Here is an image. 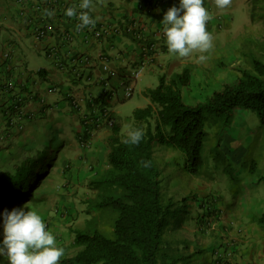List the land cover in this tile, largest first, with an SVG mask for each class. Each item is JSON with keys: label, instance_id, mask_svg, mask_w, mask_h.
<instances>
[{"label": "crops", "instance_id": "0c3cea01", "mask_svg": "<svg viewBox=\"0 0 264 264\" xmlns=\"http://www.w3.org/2000/svg\"><path fill=\"white\" fill-rule=\"evenodd\" d=\"M21 1L19 4L15 1L10 4L0 2L4 8V12L0 14L1 18L4 17L0 20V129L4 135L3 141L0 139V150H9L15 146L44 149L52 139H62L61 144L50 146H60L61 149L56 154L57 163L53 165V176L45 180V184L49 185L35 194L39 204L35 212L43 220L46 218L49 224L47 230L55 236L57 246H66L65 243L73 240V230L83 228L79 224L81 221L85 224L91 216L85 198L93 192L87 184L102 172L107 163L104 139H107L109 129L97 134L89 149H82L77 141L78 132L83 126V114L93 108L97 100L96 94L102 91L103 79L109 80L113 85L132 81L127 86L132 89L133 95L134 85L145 69L159 77L179 72L184 66L190 67L192 71L194 57L198 54L178 58L168 53L161 21L167 5L179 0H164L151 13H145L138 8L139 0H92V7L87 11L96 25L104 24L110 29L132 24L141 26L136 27L140 32L139 36L114 31L100 38L94 37L87 28L76 31L78 21L73 23L66 18L64 13L67 8L75 7L77 12L81 11L78 7L80 0ZM245 1L242 0L244 3ZM205 8L212 17L207 29L214 36V28H218V34L224 27L225 18H232L230 9H217L213 0H206ZM48 12L53 15H47ZM218 17L222 18V23ZM6 21L11 24L5 23ZM38 27L45 28L44 38H35L34 32ZM225 37L229 38L228 33ZM25 38H28L26 43L23 40ZM144 46L147 49L142 50ZM31 47L33 50L28 51ZM30 52L37 56L42 54L50 62V67H31V60L26 58ZM214 54L211 50L205 55L211 61ZM209 59L198 65L207 67ZM143 60L145 66L142 73L137 80L132 79L134 71ZM41 68L45 71L38 73ZM59 72L68 74L60 82L62 89L56 87L58 84L55 74ZM50 86L55 87L53 92H48ZM149 88L152 87H147L146 90ZM19 95L24 99L21 105L23 113L32 117L24 122L22 129H9V117L14 115L9 106L14 105ZM73 98L80 99V111L73 106ZM74 115V129L71 132H62L60 121H68L69 116L72 119ZM69 146L72 148L65 150ZM53 208L64 213L52 214ZM50 218L53 219L50 221ZM0 260L7 262L6 257Z\"/></svg>", "mask_w": 264, "mask_h": 264}, {"label": "trees", "instance_id": "16d2710c", "mask_svg": "<svg viewBox=\"0 0 264 264\" xmlns=\"http://www.w3.org/2000/svg\"><path fill=\"white\" fill-rule=\"evenodd\" d=\"M4 1L10 4V0ZM13 1L16 4L22 2ZM253 1L262 10L260 17L264 18V0ZM66 18L73 23L78 21ZM103 26L95 24L93 29L99 30ZM87 31L94 36L88 28ZM100 37L105 34L97 38ZM254 46L256 50L242 53L247 66L236 68L237 72L222 81L221 87L199 102L190 103L183 97V89L191 83L190 67L185 66L169 76L161 75L158 84L144 93L149 103L133 112L131 129L143 131V139L138 145L122 143L126 135L121 134L120 123L112 116V121L106 124L109 129L105 140L107 163L87 184L93 192L85 198L91 216L83 228L74 230L69 244L70 248H77L74 254L68 255V248L59 246L65 250L60 264H199L191 261V254L165 250V234L170 227H178V219L186 213L190 198L184 196L177 203L172 198H165L162 170L154 152L157 147L178 151L183 171L198 176L209 120L214 124L221 118L228 122L232 112L240 108L256 112L264 125V38ZM43 71L41 68L38 73ZM123 85L127 86V82ZM97 100L99 107L104 106V100ZM85 114L82 127L91 129L93 126L87 123L91 112ZM54 160L55 156L48 157L45 152L28 155L11 170L0 173L1 224L5 211L11 212L33 199L32 193L46 180ZM141 161H150L151 166L144 167ZM192 197L191 201H195V195ZM202 202L206 206L205 200ZM56 212L62 214L59 210ZM211 213L207 206L201 216L204 219ZM103 217L111 218L110 235L98 227ZM257 220L264 229V211Z\"/></svg>", "mask_w": 264, "mask_h": 264}, {"label": "rangeland", "instance_id": "374dc122", "mask_svg": "<svg viewBox=\"0 0 264 264\" xmlns=\"http://www.w3.org/2000/svg\"><path fill=\"white\" fill-rule=\"evenodd\" d=\"M2 1L4 0H0ZM11 1L13 0L9 2ZM232 3L227 8L230 9L232 18H225L224 27L218 34V28H214L212 50L215 57L211 61L208 58L207 67L197 63L193 65L191 83L188 88L183 89V97L190 103L206 99L221 87L223 80L237 72L236 68L246 67L242 53L256 50L254 45L264 38V18L260 17L262 10L256 7L254 1L246 0L244 3L242 0H232ZM3 12V4H0V14ZM227 33L229 38L225 37ZM23 40L26 43L28 38ZM27 50L31 51L33 48ZM31 53L26 55L31 60V67H50V62L42 54L37 56ZM55 75L58 84L56 87L62 89L60 82L68 74L59 72ZM158 80V74L145 69L134 85L131 97L124 98V86L114 82L117 94L111 99H107L104 87L101 93L96 94V99L100 102L106 101L104 106L120 123L122 135H127L132 128L134 110L149 103L144 95L146 88L155 87ZM131 82L127 80V84ZM110 84L112 87L111 82ZM60 124L62 132H71L76 124L75 115L72 119L69 116L68 121L61 120ZM104 128L105 125H102L94 132L92 141L97 134L108 130ZM205 131L207 136L198 176L183 171L178 151L165 147L155 149L154 158L162 170V192L165 198H172L176 203L184 196L190 198L186 213L178 219V227H170L165 234V250L191 254V261L199 264H264V229L257 220L264 211V125L256 112L237 108L228 122H224L223 118L215 124L209 120ZM0 139H4L2 130ZM61 140L52 139L44 149L15 146L9 150H0V173L11 170L25 156L45 152L48 157L55 156L47 176L51 178L54 174L53 165L57 163L56 154L61 149L60 146H54L61 144ZM51 145L54 146L50 147ZM71 148L69 146L65 150ZM45 183L46 181L42 182L32 193L33 199H36L35 194L41 188L49 185ZM192 195H195V201H191ZM33 199L16 209L36 211L39 204ZM203 200L207 203L206 206ZM207 206L212 213L203 219L201 214L205 213ZM53 209L52 214H55L56 208ZM182 218L183 222L179 223ZM110 222V217H103L98 222V227L108 235L111 234ZM79 226L83 227L84 223L81 221ZM0 236L3 237V224H0ZM70 243H65L68 255L77 251V248L69 247ZM2 257L5 256H0ZM6 263L5 260H0V264Z\"/></svg>", "mask_w": 264, "mask_h": 264}, {"label": "clouds", "instance_id": "9594fccd", "mask_svg": "<svg viewBox=\"0 0 264 264\" xmlns=\"http://www.w3.org/2000/svg\"><path fill=\"white\" fill-rule=\"evenodd\" d=\"M140 2L144 3V8L139 6ZM153 2L155 4L153 8H148L147 5ZM162 2H164V0H139L138 8L142 9L145 13H151L154 12ZM213 2L217 9L223 10L231 5L232 0H213ZM169 6L173 7L169 8ZM205 6L206 0H179V2L167 5V11L161 23L164 26L162 34L169 54L178 58H188L194 54H198L194 57V62L197 64H202L209 58L205 54L210 52L213 48V37L207 29V24L210 23L212 17ZM78 7L81 11L77 12V8L70 7L67 8L64 13L70 19H78L79 23L76 24L75 30L79 32L85 28L94 27L95 20L87 11L92 7V0H80ZM47 15L52 16L53 13L48 12ZM218 19L220 20V17H218ZM130 26L134 25L132 24ZM136 27L141 28L139 24L135 26V28ZM122 33L126 32L122 31ZM121 83L124 84V82ZM111 98L107 95V99ZM95 104H93V108L90 111L91 113L94 110L100 112V110L106 108L105 106L99 107L100 103L98 100H96ZM9 108L12 111L11 113L15 114L13 105L9 106ZM80 108H82L81 103ZM80 108L75 109L80 111ZM20 112L22 113L19 114L20 116H23V114L26 115L22 121L23 128L24 122L30 119L32 115L23 113L22 108H20ZM109 114L112 118L110 112ZM7 126L9 129L15 127L22 129L17 125H9V122ZM81 131L78 132L77 135V141L80 147L81 145L79 144L78 137ZM142 139L143 131L141 129H130L126 137L122 140V143L125 145H138ZM141 164L144 167L151 166L150 161H141ZM56 210L55 214H57ZM51 219L53 218L48 220L51 221ZM48 228L49 224L46 220H43L35 211L28 210L25 212L23 209H13L11 212L5 211L3 213V237L0 236L2 239V242H0V256H5L8 264H60L61 258L65 255V250L57 246L56 238L47 230Z\"/></svg>", "mask_w": 264, "mask_h": 264}, {"label": "built area", "instance_id": "2783aa9c", "mask_svg": "<svg viewBox=\"0 0 264 264\" xmlns=\"http://www.w3.org/2000/svg\"><path fill=\"white\" fill-rule=\"evenodd\" d=\"M153 3H149L147 5L148 8H153ZM139 6L144 8V3L140 2ZM173 7V6H169ZM209 23V21H208ZM208 25V24H207ZM88 29L94 34V37L96 36V38L102 34L105 35H110L112 32L114 31H125L126 33H130V34H138V36L140 35V32L135 28V26H126V28L124 27V29L122 30V28L118 27V28H113L110 29L107 26H103L102 28H100L99 30L93 29V27H88ZM35 38L36 39H40V38H44L46 36V30L43 27H38L35 29L34 32ZM147 49L146 46H144L142 48V50ZM145 66V60L140 62V65L138 66V68L134 71L133 73V77L132 79H138V77L140 76V74L142 73V70ZM103 87H104V91L106 92V95L113 97L115 94H117V90L113 87H111V84L109 82V80L107 79H103ZM121 85H123V83H121ZM55 90V87H50L48 89V92H53ZM132 95V89L129 86H126L124 89V97L128 98ZM24 99L22 95H19L13 105L15 114L14 115H10V119H9V125H17L19 128H22V121L24 119V117L26 115L23 114V116H20L19 114H22L20 112V108L21 105L23 103ZM72 104L75 108H80V100L73 98L72 100ZM87 114H85L84 116H86ZM112 121V118L108 112V110L106 108L100 110V112H96L95 110L90 114V118L88 119L87 123L90 126H93L91 129H87V128H83L79 138V144L81 145V147L83 148H89L91 146L92 143V138L94 135V132L96 130H98L102 125H105L109 122Z\"/></svg>", "mask_w": 264, "mask_h": 264}]
</instances>
